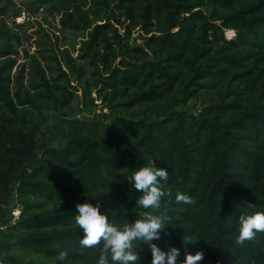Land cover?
Segmentation results:
<instances>
[{
  "label": "trees",
  "instance_id": "trees-1",
  "mask_svg": "<svg viewBox=\"0 0 264 264\" xmlns=\"http://www.w3.org/2000/svg\"><path fill=\"white\" fill-rule=\"evenodd\" d=\"M39 1L28 8L63 12L62 28L41 25L39 57L25 51L13 73L25 37L6 19L15 1L0 0V264H59L60 252L98 264L99 246L81 254L76 204L134 223L127 177L153 160L168 180L152 211L171 219L154 243L180 249L178 264L197 252L198 264H264V232L235 242L239 216L264 209V0ZM138 28L143 45L131 43ZM96 100L100 119L76 116ZM191 100L198 114L180 109ZM137 252L152 264L148 243Z\"/></svg>",
  "mask_w": 264,
  "mask_h": 264
},
{
  "label": "clouds",
  "instance_id": "clouds-1",
  "mask_svg": "<svg viewBox=\"0 0 264 264\" xmlns=\"http://www.w3.org/2000/svg\"><path fill=\"white\" fill-rule=\"evenodd\" d=\"M127 180L131 188L139 193L135 205L142 210L134 223L117 224L110 220L108 213L101 212L99 203L93 204L85 200L76 204L74 222L79 232L82 230L83 233L79 239L81 254H84V250L99 246L98 264H139L137 249L142 243H148L152 264H178L180 249L163 251L153 242L161 239L162 233H165L171 224V219L165 213L155 214L152 211L160 209L162 198L165 196L162 182L168 180L167 168L157 166L154 160L149 161L145 166L135 169ZM175 202L191 204L192 200L186 194L177 193ZM238 225L235 242L237 245H243L245 241L254 239L257 233L264 232V209L252 211L251 214H241ZM203 259L201 252L195 255L189 253L180 264H198ZM58 261L59 264H66L67 252H60Z\"/></svg>",
  "mask_w": 264,
  "mask_h": 264
},
{
  "label": "rangeland",
  "instance_id": "rangeland-1",
  "mask_svg": "<svg viewBox=\"0 0 264 264\" xmlns=\"http://www.w3.org/2000/svg\"><path fill=\"white\" fill-rule=\"evenodd\" d=\"M16 4V9L18 10L17 16L7 17L8 25L14 29H18L24 38L22 46L19 47V53L16 55L17 63L14 66L13 73L17 72L22 64L27 60L25 51L29 54H36L39 57L38 49L39 44L37 43L38 33L41 25H43L47 31L53 32V30H59L62 28L60 19L63 16V12L54 11L52 13H47L46 6L42 5L37 11H32L28 8L27 4H32L34 1L39 0H14ZM56 1V0H54ZM92 0H83V8L89 10V7L92 5ZM38 5V4H37ZM72 10V9H71ZM93 17V15H91ZM51 22V24H47ZM21 25V26H20ZM56 27V28H55ZM122 32L124 30L121 29ZM54 33V32H53ZM64 35L67 38V41L73 39L75 33L70 32L69 30L63 31ZM235 36V32L226 31V37L231 39ZM146 34L144 30L138 28L133 30V35L131 37V43L134 45H143L145 43ZM74 55L77 52H73ZM93 96L97 98V94L93 93ZM96 105L86 108L84 104H81L82 113H78L76 116L78 118H84L85 120H97L100 119L104 113L103 105L100 100L95 101ZM73 106L77 108V99L73 102ZM181 110L190 111L191 113L198 114L200 112V104L195 100H191L188 104L180 108ZM74 112H67L68 115H72ZM63 118L61 112L51 113L48 119L45 121V128L52 127L54 124L59 122ZM13 194L12 200L10 202L9 208H12L13 211L10 215L17 217L22 211V207L17 204V199Z\"/></svg>",
  "mask_w": 264,
  "mask_h": 264
},
{
  "label": "bare ground",
  "instance_id": "bare-ground-1",
  "mask_svg": "<svg viewBox=\"0 0 264 264\" xmlns=\"http://www.w3.org/2000/svg\"><path fill=\"white\" fill-rule=\"evenodd\" d=\"M230 32H233V31H230Z\"/></svg>",
  "mask_w": 264,
  "mask_h": 264
}]
</instances>
